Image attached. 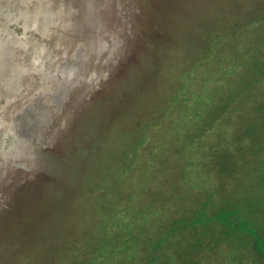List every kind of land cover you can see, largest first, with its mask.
Wrapping results in <instances>:
<instances>
[{
    "label": "rangeland",
    "instance_id": "obj_1",
    "mask_svg": "<svg viewBox=\"0 0 264 264\" xmlns=\"http://www.w3.org/2000/svg\"><path fill=\"white\" fill-rule=\"evenodd\" d=\"M263 216L264 0H0V264H253Z\"/></svg>",
    "mask_w": 264,
    "mask_h": 264
},
{
    "label": "trees",
    "instance_id": "obj_2",
    "mask_svg": "<svg viewBox=\"0 0 264 264\" xmlns=\"http://www.w3.org/2000/svg\"><path fill=\"white\" fill-rule=\"evenodd\" d=\"M230 214V213H228ZM231 215V214H230ZM230 217V216H229ZM225 221L228 220V218H224ZM264 216L261 220L262 223H264ZM227 225V222H225ZM255 223V222H253ZM249 222L248 220H245L239 224H236L239 231L241 232L242 235H244L243 237V243H241L243 245V247H249L252 245L251 250L253 252V256L251 255V257H253L252 263L253 264H264V228H261V226L259 227H255V225ZM257 224V223H255ZM263 227V226H262ZM232 228H234V226H232ZM238 233V232H237ZM232 237V235H230ZM228 235V237H230ZM237 238V237H236ZM234 239V238H233ZM181 257V256H180ZM179 256L177 257H173L172 259L169 257H166L165 260L163 261V264H183V263H188L189 262V256H184L180 258ZM154 260L151 259L148 261V264H154Z\"/></svg>",
    "mask_w": 264,
    "mask_h": 264
}]
</instances>
